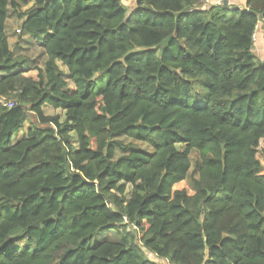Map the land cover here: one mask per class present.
Here are the masks:
<instances>
[{
	"label": "trees",
	"instance_id": "trees-1",
	"mask_svg": "<svg viewBox=\"0 0 264 264\" xmlns=\"http://www.w3.org/2000/svg\"><path fill=\"white\" fill-rule=\"evenodd\" d=\"M202 3L0 0V264H264V0Z\"/></svg>",
	"mask_w": 264,
	"mask_h": 264
},
{
	"label": "rangeland",
	"instance_id": "rangeland-1",
	"mask_svg": "<svg viewBox=\"0 0 264 264\" xmlns=\"http://www.w3.org/2000/svg\"><path fill=\"white\" fill-rule=\"evenodd\" d=\"M122 4L126 9L129 11L135 6V1H123ZM19 23L16 22L13 18H10L7 21L6 31L8 35V41L11 49L15 52L16 55L20 57H24L28 60V65L31 67H42L43 65V56H42V50L41 46L34 42L32 39H28L26 37H21L19 34ZM16 46H19L16 48ZM258 60H260L259 57L256 56ZM63 73H67L66 69L61 68ZM27 77H33L36 78L37 72L35 70L30 71L25 74ZM43 112L45 115H59L61 117V121L64 120V113L60 110H53L52 108L46 106L43 108ZM30 124L26 123L24 125V128L21 132L17 133L13 136L12 141L15 143L17 140H20L22 138L26 137V132L29 129ZM143 149H146L145 146H141ZM179 150H183V146H178ZM198 158V154L196 152H192L190 154L191 162L194 163L195 160ZM258 159L261 163L264 161V140L260 141L259 147H258ZM185 189L189 194L191 192L188 190L187 184L185 182L180 183L174 187V190H181ZM130 194V188L127 190V197ZM130 228H128V231ZM154 261V260H153Z\"/></svg>",
	"mask_w": 264,
	"mask_h": 264
},
{
	"label": "crops",
	"instance_id": "crops-1",
	"mask_svg": "<svg viewBox=\"0 0 264 264\" xmlns=\"http://www.w3.org/2000/svg\"><path fill=\"white\" fill-rule=\"evenodd\" d=\"M226 5L227 7H233L238 9H244L246 0H203L202 8H208L211 6ZM253 53L264 62V23L259 22L254 34V47Z\"/></svg>",
	"mask_w": 264,
	"mask_h": 264
},
{
	"label": "built area",
	"instance_id": "built-area-1",
	"mask_svg": "<svg viewBox=\"0 0 264 264\" xmlns=\"http://www.w3.org/2000/svg\"><path fill=\"white\" fill-rule=\"evenodd\" d=\"M0 102H5L4 99H1ZM4 106H12V103L11 102H7L4 104ZM151 259L154 260L157 264H170L169 262L165 261V260H161V259H157L156 257L154 256H151Z\"/></svg>",
	"mask_w": 264,
	"mask_h": 264
},
{
	"label": "water",
	"instance_id": "water-1",
	"mask_svg": "<svg viewBox=\"0 0 264 264\" xmlns=\"http://www.w3.org/2000/svg\"><path fill=\"white\" fill-rule=\"evenodd\" d=\"M260 19H262L261 17H259ZM264 63V62H263Z\"/></svg>",
	"mask_w": 264,
	"mask_h": 264
}]
</instances>
